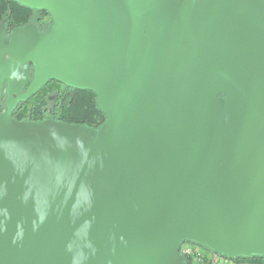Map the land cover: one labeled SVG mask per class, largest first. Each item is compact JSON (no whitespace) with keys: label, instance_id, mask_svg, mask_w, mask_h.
I'll return each mask as SVG.
<instances>
[{"label":"water","instance_id":"1","mask_svg":"<svg viewBox=\"0 0 264 264\" xmlns=\"http://www.w3.org/2000/svg\"><path fill=\"white\" fill-rule=\"evenodd\" d=\"M15 1L53 23L0 27V264L264 257V0ZM51 80L105 122L13 118Z\"/></svg>","mask_w":264,"mask_h":264},{"label":"trees","instance_id":"2","mask_svg":"<svg viewBox=\"0 0 264 264\" xmlns=\"http://www.w3.org/2000/svg\"><path fill=\"white\" fill-rule=\"evenodd\" d=\"M32 11L38 10L24 6L15 0H0V24L5 23L10 30L23 26L30 21ZM43 12L50 17L49 21L52 24L50 14L47 11ZM12 116L18 121L53 119L94 128L100 127L106 120V115L99 107L97 94L94 91L73 88L57 80L49 81L28 101L21 102L12 112ZM243 259L264 264V257ZM186 264H190L187 257Z\"/></svg>","mask_w":264,"mask_h":264},{"label":"built area","instance_id":"3","mask_svg":"<svg viewBox=\"0 0 264 264\" xmlns=\"http://www.w3.org/2000/svg\"><path fill=\"white\" fill-rule=\"evenodd\" d=\"M180 253L185 258H189L190 264H260L243 258L231 259L191 242H183L180 246Z\"/></svg>","mask_w":264,"mask_h":264},{"label":"flooded vegetation","instance_id":"4","mask_svg":"<svg viewBox=\"0 0 264 264\" xmlns=\"http://www.w3.org/2000/svg\"><path fill=\"white\" fill-rule=\"evenodd\" d=\"M43 15H45V12H43V11H32V16H31V21L30 22H28L27 24H29V23H34L35 25H36V27H37V31L38 32H44L45 30H47L48 28H50L51 26H52V24L50 25V26H48V27H46V28H42V17H43ZM46 16H48V15H46ZM1 24H3L4 25V36H5V42L7 43L8 41H9V39H10V37H11V35L13 34V32H15V31H17V30H19V29H21V28H23L25 25H27V24H25V25H23V26H20V27H18V28H14V29H12V30H10L6 25H5V23H1ZM1 24H0V27H1ZM6 59H8V55H7V58ZM33 75H34V69H33V66H31L30 67V72H29V78H28V81H27V84H26V87H25V90L29 87V85H30V83H29V80L31 79L32 80V78H33ZM6 94H7V89H6V85H5V87H4V97H3V100H2V102H1V104H0V109H1V111H6V109H7V107H6V102H5V99H6Z\"/></svg>","mask_w":264,"mask_h":264},{"label":"rangeland","instance_id":"5","mask_svg":"<svg viewBox=\"0 0 264 264\" xmlns=\"http://www.w3.org/2000/svg\"><path fill=\"white\" fill-rule=\"evenodd\" d=\"M47 14H45V15H43V17H42V21L41 22H44V23H42V28H46V27H48V26H50L51 24H50V21H49V16H46ZM32 16V15H31ZM30 21H31V19H30ZM29 21V22H30Z\"/></svg>","mask_w":264,"mask_h":264}]
</instances>
